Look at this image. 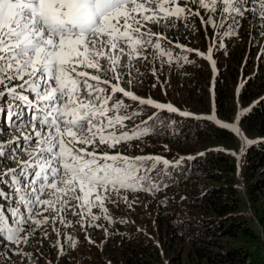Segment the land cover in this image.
I'll list each match as a JSON object with an SVG mask.
<instances>
[{"label":"snow or ice","instance_id":"obj_1","mask_svg":"<svg viewBox=\"0 0 264 264\" xmlns=\"http://www.w3.org/2000/svg\"><path fill=\"white\" fill-rule=\"evenodd\" d=\"M192 17L205 32L211 26L237 36L247 21L264 36V0H0V132L18 133L0 139V244L10 242L28 258L20 246L37 230L47 239L51 228L63 251L59 238L72 225L69 212L82 229L101 227L89 223L102 218L94 210L111 221L109 204L118 207L129 202L127 193L167 186L158 181L168 159L121 148L170 119L161 113L192 115L137 95L134 89L144 83L138 64L151 66L159 79L157 60L192 63L188 56L174 57V46L209 61L215 74V45L205 54L167 34L178 23L187 28ZM148 108L159 111L129 129L127 122ZM202 118L240 134L215 113Z\"/></svg>","mask_w":264,"mask_h":264},{"label":"rangeland","instance_id":"obj_2","mask_svg":"<svg viewBox=\"0 0 264 264\" xmlns=\"http://www.w3.org/2000/svg\"><path fill=\"white\" fill-rule=\"evenodd\" d=\"M193 28L195 31H193ZM199 29H201L200 34H198ZM172 33L177 34L180 40H175V42L198 49L205 54L209 46L215 45L213 49V58L216 61L215 74L209 61L206 59L204 61L207 63L210 72L204 78L200 75L196 76V68L190 69L191 71L181 70L173 65H161L157 60L154 62V65L159 69L161 75L163 74L165 77L166 75H176L182 78V73L190 72L185 76L183 85L179 87L172 86L170 81H160V83L158 81V84L154 82L147 84L150 88V94L147 92L143 93L144 90L139 91V87H137L134 89L137 95L150 97L158 102L171 103L181 111L200 117H207L215 113L216 118L222 123L235 124L239 128L240 134L238 135L235 132L224 129L228 132L227 136L219 138L208 135L206 133L207 130H204L201 136L188 134L186 136H176L179 138L168 137L167 143H160L161 139L167 137L166 135H157L153 138L123 147V149L134 154L161 152L159 155L162 157H166L167 155L178 157L186 153L196 154L200 150L202 151L201 153L203 151H217L224 153L230 160H233L234 169L229 171L230 162L229 164H225V168L219 166L218 163L212 162L213 164H209L202 162L200 170L194 172L195 177L188 180L186 185L174 188L175 192L171 193L172 198L176 201V209L177 213L180 214L179 216L161 212L162 210L158 208L156 201L152 200V198L136 197L127 194L129 197L128 203L121 200L118 207L111 204L108 205L112 217L111 221L103 219V214L98 210H94L102 218L99 221H89V223L96 222L102 225L98 227L102 231L96 234H92L91 231L89 237H103L106 248L112 245L114 243L112 239L115 237V231H119L113 220V216L116 215L122 218L125 223H131V227L139 229V236L135 239L140 241V243L142 241L141 244L146 247L145 252L147 255H149L148 252H151L152 257L154 259L156 257L157 260H150L153 264H206L204 260H200L193 252L194 245L190 240L185 238V230L179 229V227L185 222L188 225L189 223L197 225L196 232L199 228L202 229L203 224H208L210 220H215L211 212L213 210V203H206L208 198H210L211 202L213 194L211 190H220L222 197L230 201V192L234 189L235 193H231L234 194L233 198L239 199V208L234 210L229 216L231 221L235 220L237 222L235 228L245 226L250 231L251 236L246 240L244 248L247 249L248 253L250 249L252 255L246 257V262L254 261V253L258 259L256 264H264V211L260 212L261 216L258 215L259 209H264V200L262 204L264 187L256 190L249 188V183L252 181L253 176L247 178L249 171L253 174L254 171L261 170L264 164L261 162L255 165L251 162L254 159L251 158L250 160V156H248L251 153L249 149L251 143H245V138L248 141H252L258 134L245 131L243 126L239 124L243 113L264 96V36H260L258 31L253 30L246 33L247 42L244 45L243 56L233 62L230 61L231 57L230 59L229 57L227 59L223 58L224 54L227 55L225 48L227 46L218 40L222 35H219L211 26H207V32H205V27L201 26L200 20L197 17H192L188 21L187 28L184 24L178 23L177 27L169 29L167 34ZM202 34L206 35L205 44L202 41ZM221 43L223 47L220 46ZM170 49H172L174 56H186L184 52L187 51H179L174 46ZM260 65H262V70L259 72L261 69L259 68ZM220 71L221 74H218ZM258 75H261V77L254 78ZM141 79H144L143 76ZM249 83H251L250 86H248ZM153 84L156 87H152ZM123 86L127 87V85ZM247 87H251L250 91L253 93V96L250 98V102L248 101L247 104L242 105L240 95H246L245 91ZM227 88H230L234 93L236 112L234 115L231 114V119L222 115L227 108L230 109L228 102L223 97L224 90ZM216 97L218 100H216ZM176 102H179L181 105L178 106ZM187 104L195 110L191 111ZM207 121L211 125H217L214 121ZM177 123L179 124V122ZM219 128L221 127L219 126ZM156 138H158L157 143L154 141ZM156 149L158 150L151 151ZM233 153L236 155H233ZM251 157H253V154H251ZM5 190L8 189L6 188ZM199 198H202L203 201L200 202ZM67 219L72 221L75 226L62 228L63 235L60 236L59 243L63 245V251L57 246V234L51 228L47 229V239L42 238V230H37L35 235L28 240L27 244L20 246L24 253L31 254L30 257L26 258L25 256L17 255V250L14 247L1 246L0 244V257H2L0 264H129L128 260L122 256L114 255L113 259H106L107 254L97 255L98 251H91L89 243L83 239L87 228L86 230L82 229L80 224L76 223L78 218L73 216L71 212L68 213ZM154 219L155 222L153 221ZM165 219L173 220L174 225L165 224ZM106 229L107 231H105ZM68 236H71L76 241L75 247H72L71 242L67 239ZM124 239L135 242L134 239ZM206 239H212L215 244L226 241V239L221 240L218 236H209ZM177 255L179 256L176 257Z\"/></svg>","mask_w":264,"mask_h":264},{"label":"trees","instance_id":"obj_3","mask_svg":"<svg viewBox=\"0 0 264 264\" xmlns=\"http://www.w3.org/2000/svg\"><path fill=\"white\" fill-rule=\"evenodd\" d=\"M216 32L220 35H222L224 29H215ZM244 30V31H243ZM201 29H199L198 34H200ZM251 31L249 28V24L247 21L244 22L243 27L239 29L238 35L233 37H228L222 35L220 38H218L219 41H222L227 47L226 48V54H224L225 59L231 57L230 61L235 62L238 58L243 56V50L244 45L247 42L245 34ZM169 36L172 39L179 40L177 34H169ZM180 41V40H179ZM202 41L204 44L206 43V35L202 34ZM237 41V42H236ZM236 42V43H235ZM248 47V46H247ZM246 50V49H245ZM229 61V62H230ZM227 64V62H225ZM235 64V63H234ZM196 76L199 75L204 78L207 77V74H209V68L207 63H205L204 60L198 59V62L195 64ZM138 67H140L141 72L143 73V86L139 87L140 90H144L143 93L147 92L150 94V88L149 83H156L158 84V81L166 82L170 81L171 85L174 87H179L180 85H183V80L185 79V76H187V72L182 73V78L180 76H169L166 75V77L158 71L157 76L159 79L154 77L152 75L151 66H146L145 64L141 63L138 64ZM261 68L259 72L262 70V65L259 66ZM219 69V68H218ZM264 69V68H263ZM205 72V73H204ZM218 74H221V71L218 72ZM261 75L255 76L254 78H260ZM254 78H252L254 80ZM251 83L248 84L250 86ZM251 87H247L245 93L240 95L241 104L245 105L248 103L250 98L253 96V93L250 91ZM261 88V87H260ZM264 92V90H263ZM262 92V93H263ZM261 93V94H262ZM224 100L228 102L229 108L222 113L223 116L231 117V114L234 115L236 112L235 106H234V93L231 91L230 88H227L224 90ZM216 100L217 97H216ZM250 102V101H249ZM178 106L181 104L179 102H176ZM189 109L191 111L195 110L193 107L189 106ZM198 109V108H196ZM220 114V113H219ZM228 118V119H229ZM232 118V117H231ZM230 118V119H231ZM189 122V126L187 127V130L184 131V135L188 134H195L197 136H201L202 132L204 130H207L208 135H212L219 138L226 137L227 133L224 129L219 128L218 126H214L210 124L207 120L203 119H194L189 118L187 119ZM240 125L243 126V129L250 133H256L258 134L255 139L252 140V143L250 145V151L251 153L248 155L251 158H254L251 160L253 164H259L262 162L264 164V96H262L252 107H250L248 110H246L243 115L240 117ZM180 153V152H178ZM204 154L201 158V164L202 162H207L209 164H215L218 163L219 166L225 168V164H229V171L234 169V162L233 160H230L227 156L224 155L222 152L217 151H204ZM251 154H253V157H251ZM184 166H187V163L184 164ZM202 166V165H201ZM252 170V169H250ZM257 173V174H255ZM255 174V175H253ZM253 174L249 171L247 174V178L249 176H253L252 181L249 183V188L251 189H262L264 187V166L259 171H254ZM213 193L211 196V202L210 198L207 199L206 203H213V210L211 211L213 213V216L215 220H210V222L206 225L203 224L202 229L199 228V230L196 232L197 225L190 224L187 227H184L182 230H185L186 236L185 238L190 240L192 244L194 245L193 252L196 254L197 257L200 258V260H204L206 264H256L258 261L257 255L253 253V260L251 262H246V257L248 255H252V252L249 249V253L244 246L246 245V240L251 236L250 231L245 228V226H238V228H235L237 225V222L235 220L231 221V218L229 215L232 214V212L239 208V199L236 197L233 198L235 193V190L232 189L230 192V198L231 200L228 201L224 197H222V193L220 190H211ZM172 200V199H171ZM264 196L262 199L263 204ZM199 201L202 202L203 199L199 198ZM189 202V200H188ZM199 202V203H200ZM195 203V202H193ZM171 204V214H175L176 216H179L177 209H176V202L174 200L170 201ZM198 204V203H197ZM158 211V209H157ZM264 211L263 208L259 209L258 215H262L260 212ZM215 214V215H214ZM149 219V218H147ZM150 220V219H149ZM155 222V219L153 220ZM165 224L167 225H174L173 220L165 219ZM199 223V222H198ZM211 224V225H210ZM206 225V226H205ZM210 225V226H209ZM101 232V230L99 231ZM196 232V233H195ZM96 234V233H95ZM211 237H217L221 240L226 239L225 242H220L218 244H215L212 239L207 240L206 238ZM96 244H89V247L92 250L98 251L97 255L99 254H107L106 259H113L112 257L114 255H119V257L126 258L129 262V264H153L150 260H157L152 257V253L148 252L149 255L146 254L145 250L146 247L142 246V241H137L135 238V242H130L129 240H125L124 237L120 234V232H115V237L112 239L114 242L112 245H109L108 248L105 247V242H103V237L95 238ZM232 240V241H231ZM207 243V244H206ZM123 244V245H122ZM211 247V248H210ZM51 251V250H50ZM123 254V255H122ZM151 256V257H150ZM177 255L176 257H178Z\"/></svg>","mask_w":264,"mask_h":264},{"label":"clouds","instance_id":"obj_4","mask_svg":"<svg viewBox=\"0 0 264 264\" xmlns=\"http://www.w3.org/2000/svg\"><path fill=\"white\" fill-rule=\"evenodd\" d=\"M155 29V28H154ZM157 31H159V29H155ZM169 36V35H168ZM170 37V36H169ZM171 38V37H170ZM172 39V38H171ZM175 41V39H172ZM178 41V40H176ZM198 59H202V58H199L197 57L195 59V61L192 63V64H189L187 65V67L185 68H180L181 70H190L192 68H195V64L198 62ZM202 60H205V59H202ZM174 66V65H173ZM179 69V68H177ZM191 71V70H190ZM190 71H187V74L190 72ZM186 73V72H185ZM137 94V93H136ZM140 95V94H138ZM142 96V95H140ZM142 97H145V96H142ZM147 98V97H145ZM147 114H144L142 116H145ZM199 119H203V118H199ZM203 120H207V119H203ZM184 126H182V131H181V134L180 133H175V135H172V136H169L167 135L165 132H162L160 131V134H156V135H153L151 138L157 136V135H166L167 137L165 139H161L160 140V143H167L166 141L168 140V137H175V138H179V137H176V136H186L184 135V131L187 130V127L189 126V122L188 123H184L183 124ZM186 125V126H185ZM186 129V130H184ZM158 138L154 139V141L157 143ZM146 140V139H145ZM133 144V143H132ZM129 146V145H128ZM123 147H127V146H122L121 150L122 151H125L123 149ZM158 149L156 150H151V151H157ZM201 150L199 152H197L196 154H193V153H186V154H183L181 155L180 157H183L185 158L184 161L187 163V166H184V169L182 171V173L179 175V180H176L173 184L167 186V187H162L160 189V192L157 193V194H146V195H142V194H128V195H131V196H136V197H149V198H152V200L156 201L157 203V206L160 210H162L161 212L163 213H169L171 214V211H170V208L172 207L171 204H170V201L174 200V198H172L171 196V193L175 192L174 188H178L180 185H186V183L188 182V180H191L195 177L194 175V172H196L197 170H200V166L202 165L201 164V158H202V155H201ZM204 152V151H203ZM147 153H154V152H147ZM147 153H129L127 151H125V154H128V155H140V154H147ZM156 153V152H155ZM161 153V152H159ZM204 154V153H202ZM167 156H172V155H167ZM175 158H178V157H175ZM172 199V200H171ZM183 199V198H182ZM176 202V201H175ZM113 220L115 222V226L119 229V231L117 230V232H120V234L124 237V238H127V239H133V238H138L139 236V229H137L136 227H131V223L127 224L124 222V220L122 218H119L117 217L116 215L113 216ZM96 223V222H95ZM75 226V225H74ZM188 226V223H185L183 222L182 225L179 227V229H183L184 227H187ZM101 228H98V227H87V231L85 232V236L83 237V239L88 242V240L85 238L86 235L89 237V233L92 231V234H95V233H98L100 231ZM102 231V230H101ZM114 232V231H113ZM116 232V231H115ZM100 238V237H99ZM92 241H95L94 238H90ZM98 239V238H97ZM104 241V240H103ZM89 243V242H88ZM89 244H92V243H89ZM95 244L97 245V242L95 241Z\"/></svg>","mask_w":264,"mask_h":264}]
</instances>
